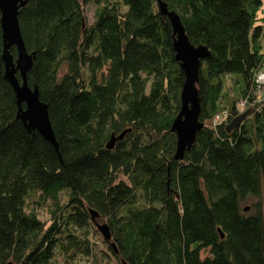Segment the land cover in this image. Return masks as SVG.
I'll return each mask as SVG.
<instances>
[{
  "label": "trees",
  "instance_id": "16d2710c",
  "mask_svg": "<svg viewBox=\"0 0 264 264\" xmlns=\"http://www.w3.org/2000/svg\"><path fill=\"white\" fill-rule=\"evenodd\" d=\"M161 1L207 50L201 127L181 160L170 128L184 76L156 0L18 9L34 53L26 80L47 105L56 149L16 118L0 30V264H264V0Z\"/></svg>",
  "mask_w": 264,
  "mask_h": 264
},
{
  "label": "water",
  "instance_id": "95a60500",
  "mask_svg": "<svg viewBox=\"0 0 264 264\" xmlns=\"http://www.w3.org/2000/svg\"><path fill=\"white\" fill-rule=\"evenodd\" d=\"M26 0H0V30L2 41L1 61L4 65V79L12 88L17 104V115L28 132L36 131L49 141L55 149L57 143L50 125L47 105L39 98L36 86H28L26 75L30 70L34 53H27L18 26V9L24 6ZM159 11L167 17L173 34L172 50L174 58L179 63L184 79L180 91V107L172 121L170 131L176 138L174 160H181L185 151L189 150L195 140V135L201 127L199 122L200 105L197 90L198 74L202 60L207 56L205 47L192 45L180 23L179 17L169 11L161 0H156ZM16 50V58L10 54V48ZM19 76V80L16 77ZM22 105L24 107L22 108ZM248 114L243 112L226 125V131L236 127ZM117 138L111 135L106 147L110 149ZM91 220L100 235L109 240L110 233L105 224L95 222L97 214L90 211ZM113 247V245H112ZM114 248V247H113ZM115 249V248H114ZM6 264H12L8 262Z\"/></svg>",
  "mask_w": 264,
  "mask_h": 264
},
{
  "label": "rangeland",
  "instance_id": "374dc122",
  "mask_svg": "<svg viewBox=\"0 0 264 264\" xmlns=\"http://www.w3.org/2000/svg\"><path fill=\"white\" fill-rule=\"evenodd\" d=\"M92 12H93V8H92V6L91 7H87L86 9H85V19H86V22L87 23H90L91 22V20H92ZM258 19L261 21V22H263V24H264V2L262 3V5H261V8L259 9V11H258ZM263 42V44H264V40L262 41ZM259 73H263V75H264V72H259ZM258 73V74H259ZM257 74V75H258ZM261 77H262V75H260ZM224 85L225 86H228V89H225V91L227 92V94L228 95H230L231 94V91H233V88H234V84L232 83V81H230L228 78H224ZM258 98V99H257ZM256 101H259V100H261V99H264V91H258V93H257V96H256ZM242 102H244V100H242ZM242 103H240L239 105H241ZM215 120L216 121H221V120H223V117H219V116H217L216 118H215ZM100 234V233H99Z\"/></svg>",
  "mask_w": 264,
  "mask_h": 264
},
{
  "label": "built area",
  "instance_id": "2783aa9c",
  "mask_svg": "<svg viewBox=\"0 0 264 264\" xmlns=\"http://www.w3.org/2000/svg\"><path fill=\"white\" fill-rule=\"evenodd\" d=\"M262 75V77L260 76ZM256 83L257 84H260V85H264V75L263 73H259L257 76H256ZM239 111H242V105H239Z\"/></svg>",
  "mask_w": 264,
  "mask_h": 264
}]
</instances>
